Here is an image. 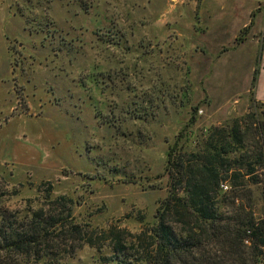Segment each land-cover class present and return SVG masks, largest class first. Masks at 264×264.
I'll list each match as a JSON object with an SVG mask.
<instances>
[{
  "label": "rangeland",
  "instance_id": "rangeland-1",
  "mask_svg": "<svg viewBox=\"0 0 264 264\" xmlns=\"http://www.w3.org/2000/svg\"><path fill=\"white\" fill-rule=\"evenodd\" d=\"M248 2L0 0V211L69 214L95 238L58 240L53 228L43 264H115L103 233L130 242L157 221L180 134L194 149L212 126L252 111L264 121L257 85L259 103L250 92L263 37L253 66L252 41L236 50L251 27L238 30L239 6L264 7Z\"/></svg>",
  "mask_w": 264,
  "mask_h": 264
},
{
  "label": "trees",
  "instance_id": "trees-1",
  "mask_svg": "<svg viewBox=\"0 0 264 264\" xmlns=\"http://www.w3.org/2000/svg\"><path fill=\"white\" fill-rule=\"evenodd\" d=\"M236 41H242L241 35ZM257 72L255 68L250 87L254 103H259L254 96ZM197 109L193 107L191 123ZM181 138L182 134L168 147V195L157 209V221L139 233H129L130 242L123 230L104 232L102 238L110 240L114 251L108 261L264 264V121L252 111L243 119L212 126L196 139L194 149L181 145ZM66 200L59 196L54 203L63 205ZM53 213L36 210L13 216L0 211V264H18L12 259L15 255L25 264L33 255L45 263L46 254L41 253L53 247L56 227L57 239L71 234L95 243L80 225L66 220L69 214Z\"/></svg>",
  "mask_w": 264,
  "mask_h": 264
},
{
  "label": "crops",
  "instance_id": "crops-1",
  "mask_svg": "<svg viewBox=\"0 0 264 264\" xmlns=\"http://www.w3.org/2000/svg\"><path fill=\"white\" fill-rule=\"evenodd\" d=\"M246 1L252 3V0H244V3ZM239 7L244 8L243 12L245 13L246 16H245V20L241 21L238 30H241L242 28L245 27H250V26L251 27L249 31V36L244 37L243 41H241L239 45L236 47V50L243 49L242 47H244L249 40L252 41L254 43V46L251 47V51L252 49L254 51L251 56V61H252L251 64L253 66V62L257 59L260 50V39L263 37L262 39L264 40V36L262 35L264 33V7L262 3H258L257 5L253 3L251 6L240 5ZM254 15H256V17ZM251 16H254V18H251ZM259 18L263 22L262 26L258 24ZM251 20H253L252 24H251ZM218 27L220 28V26ZM221 31L227 32L228 29L221 27ZM262 51H263L262 59H264V44L262 45ZM263 66H264V60H263ZM261 84H264V67L263 69L260 70V74L258 76L257 95H256L257 99L264 101V95L261 93V89H260Z\"/></svg>",
  "mask_w": 264,
  "mask_h": 264
},
{
  "label": "built area",
  "instance_id": "built-area-1",
  "mask_svg": "<svg viewBox=\"0 0 264 264\" xmlns=\"http://www.w3.org/2000/svg\"><path fill=\"white\" fill-rule=\"evenodd\" d=\"M223 188H224L225 190H227V189H228V185H227V184H224V185H223Z\"/></svg>",
  "mask_w": 264,
  "mask_h": 264
}]
</instances>
